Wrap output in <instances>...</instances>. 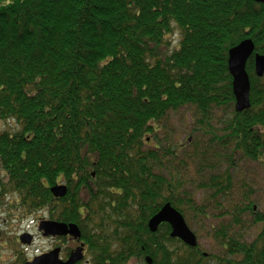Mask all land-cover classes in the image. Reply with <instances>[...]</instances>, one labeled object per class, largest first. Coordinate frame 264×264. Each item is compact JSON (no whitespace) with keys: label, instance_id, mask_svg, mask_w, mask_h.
Masks as SVG:
<instances>
[{"label":"trees","instance_id":"obj_1","mask_svg":"<svg viewBox=\"0 0 264 264\" xmlns=\"http://www.w3.org/2000/svg\"><path fill=\"white\" fill-rule=\"evenodd\" d=\"M247 39L264 57V4L253 0L0 3V124L16 127L0 131V205L14 196L24 217L46 210L75 224L87 264H264V210L249 202L233 217L246 212L259 232L246 242L222 227V255L147 227L167 203L185 218L192 199L174 168L190 169L197 141L146 145L170 114L191 108L213 157L264 166V76L251 56L250 108L236 113L227 68ZM230 166L206 173L213 199L232 191ZM58 182L67 194L55 200Z\"/></svg>","mask_w":264,"mask_h":264},{"label":"rangeland","instance_id":"obj_2","mask_svg":"<svg viewBox=\"0 0 264 264\" xmlns=\"http://www.w3.org/2000/svg\"><path fill=\"white\" fill-rule=\"evenodd\" d=\"M7 1L9 0H4V2ZM178 39L179 35L176 31L167 38V41L171 42L169 50L178 43ZM222 113H215L217 117L213 123L214 128L222 127L228 118L227 116L230 115V110ZM163 126L161 131L149 136L147 146H153L157 143L161 146L183 144L182 141L186 137H191L197 141L194 153H197L198 158L193 161L190 169L185 170L176 167L174 170L177 171L178 179L184 184L182 188L192 194L188 206H184L185 222L197 237L198 247L201 251L206 255L223 254L222 248L219 247L220 240L214 236L215 232L221 230L222 227L231 236H240L246 242L252 241L259 232V227L251 223V216L246 212H242L239 219L233 216L236 214V210H243L248 202L255 207V210H264V166L246 162L240 159L238 155L231 156L223 149L222 151L218 149L215 152L219 155L218 158L213 157L211 146L208 143L211 137L204 136L205 130L199 129L191 108L170 114ZM14 128L16 127L9 123L0 124V131L12 132ZM229 163H231L229 173L233 183L232 191L223 198L218 196L213 199L212 193L204 190L208 184L206 173L215 171L220 174L224 172ZM14 199V196L10 199L7 198L4 200V204L9 203L17 207ZM8 208L0 207V227L3 231L0 241V264H21L24 259L29 261L46 253L50 248L49 241L38 235L39 220L36 218H45L47 213L24 217L19 211L10 213V211L3 210ZM24 233L36 238L31 246L21 247L19 245L18 238Z\"/></svg>","mask_w":264,"mask_h":264},{"label":"water","instance_id":"obj_3","mask_svg":"<svg viewBox=\"0 0 264 264\" xmlns=\"http://www.w3.org/2000/svg\"><path fill=\"white\" fill-rule=\"evenodd\" d=\"M257 4H264V0H253ZM254 52V44L248 39L236 47L232 48L228 53L227 68L229 75L232 78V93L234 96V111L241 113L250 108L249 92L250 83L246 73V63ZM254 73L256 77L262 78L264 76V57L258 54L254 55ZM50 193L54 198H63L66 195V187L64 185H54L50 189ZM161 224L169 225L171 229L170 237L178 239L184 245L190 248L197 246V240L194 233L189 229L185 223L182 215L177 212L168 203L164 205L161 210L149 220L148 229L151 233H155ZM39 231L43 232L44 237L48 236H66L72 238H79L80 233L76 225L63 224L49 221H42L39 225ZM31 238L25 234L20 237V242L24 245H29ZM59 251L43 254L30 262L25 264H76L83 259L82 251L75 250L66 262H63L58 257ZM148 264L151 263L149 258H146Z\"/></svg>","mask_w":264,"mask_h":264},{"label":"flooded vegetation","instance_id":"obj_4","mask_svg":"<svg viewBox=\"0 0 264 264\" xmlns=\"http://www.w3.org/2000/svg\"><path fill=\"white\" fill-rule=\"evenodd\" d=\"M0 3H4V0H0ZM58 184H62V182H59ZM3 210L7 212L6 209H3ZM16 211H18V210L16 209ZM41 218L42 217H39L36 219L40 220ZM46 220H49L51 222H58L55 219H53L51 217V215H49L48 218H46ZM58 223H62V222H58ZM0 231H1V236H0V241H1L2 236H3V231L1 230V227H0ZM38 235L41 236L40 233ZM35 239L36 238L32 236L33 242ZM46 239L49 241V247H50L46 253L52 252L54 250H58L59 251V254H58L59 259L63 262H66L68 260V258L70 257V255L75 250L80 249L83 253V259L80 262H77L76 264H87L88 263V261L85 260L84 243L79 238H72L69 235H66V236H60V237H48Z\"/></svg>","mask_w":264,"mask_h":264},{"label":"bare ground","instance_id":"obj_5","mask_svg":"<svg viewBox=\"0 0 264 264\" xmlns=\"http://www.w3.org/2000/svg\"><path fill=\"white\" fill-rule=\"evenodd\" d=\"M178 212V211H177Z\"/></svg>","mask_w":264,"mask_h":264}]
</instances>
